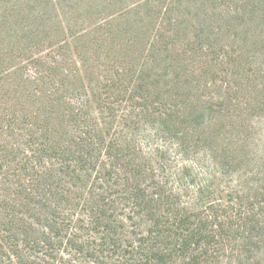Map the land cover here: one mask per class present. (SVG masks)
<instances>
[{
    "label": "trees",
    "instance_id": "1",
    "mask_svg": "<svg viewBox=\"0 0 264 264\" xmlns=\"http://www.w3.org/2000/svg\"><path fill=\"white\" fill-rule=\"evenodd\" d=\"M255 18L252 0H0L2 202L46 221L17 214L0 264H264V171L209 92L264 43ZM154 131L182 158L222 148L231 181L170 186Z\"/></svg>",
    "mask_w": 264,
    "mask_h": 264
},
{
    "label": "rangeland",
    "instance_id": "2",
    "mask_svg": "<svg viewBox=\"0 0 264 264\" xmlns=\"http://www.w3.org/2000/svg\"><path fill=\"white\" fill-rule=\"evenodd\" d=\"M252 2H255L257 7H264V0H252ZM258 20V18L254 19L253 28L256 33L263 32L264 35V21L259 23ZM254 40H257V38L249 41L248 47L243 48V51L248 53V58L243 61L240 69L235 73L237 77L234 78L235 80L233 79V88L227 91L226 88L220 87L219 84L221 85L226 81V78H223V82L221 81L213 86L209 92L210 95L231 97L233 100L232 103L228 104L227 101L224 105L217 103V106H223L227 113L239 119L240 124H243L240 125L241 127H245V129H241V127L238 126L237 130L235 129L232 131L231 136L232 139H235L236 144L237 142L242 144L241 146L244 149L246 161L249 163L247 165L246 162V165L241 167L258 172L264 171V43H254ZM234 120L235 125H239L236 119ZM142 134L144 135L143 131ZM166 138V136L156 131H154L153 134L145 132V136H143L147 152L151 154L153 150L156 149L154 154L157 155L155 160L157 165L160 166L161 164H165L167 172H172L173 170L178 171L179 176L174 180H169L170 186L177 190L184 189L187 186L189 187L187 183L190 181V189L193 192L197 191L198 187L202 185H205V187L206 185H213L215 191L217 190V185H220L219 188H222L224 184L231 181L232 174L229 172L230 170L228 171L225 167L222 168L223 164L220 160L224 153L222 148H217V146L214 145L212 154L208 147H201L200 145L192 149L188 155L185 154L183 156L184 158H182L177 144ZM157 149L160 150L157 151ZM186 166L192 168V171H187L183 177V175L179 173L181 168ZM4 194V190L0 188V246H4V249H8L5 250L7 254L10 253V251L12 252L11 247H14L13 245L16 240L26 238L19 234L16 235L15 231L19 230V228L16 222H14L15 216L19 215L18 217L22 219V213H25L28 217H32V219L26 220L34 221L35 224L32 225L34 229H43L46 221H43L42 218L36 215L32 216L31 212H27L22 207L13 210V206L9 204V201L2 202ZM226 197V192H224L223 198L225 200ZM4 203H7V205ZM82 211H84V209H82ZM13 212L16 213V215ZM65 246V244L62 245V251H64ZM23 249V251L28 254L39 251L35 249L34 245L27 243ZM1 252H3V250H1L0 247V253Z\"/></svg>",
    "mask_w": 264,
    "mask_h": 264
}]
</instances>
